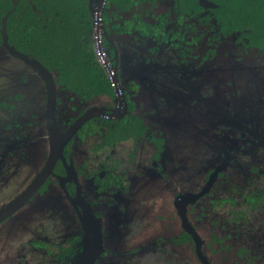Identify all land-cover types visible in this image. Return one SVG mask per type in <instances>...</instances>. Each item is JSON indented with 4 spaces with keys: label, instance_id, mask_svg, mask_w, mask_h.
Wrapping results in <instances>:
<instances>
[{
    "label": "flooded vegetation",
    "instance_id": "1",
    "mask_svg": "<svg viewBox=\"0 0 264 264\" xmlns=\"http://www.w3.org/2000/svg\"><path fill=\"white\" fill-rule=\"evenodd\" d=\"M46 1L0 0V264H264V128L227 106L210 116L217 83L145 103L122 74H175L183 86L246 61L264 103V0H102L97 22L99 0H84L92 49L97 25L115 79L89 56L105 93L16 49L22 4L40 22L31 4ZM180 107L196 109L188 143L168 135Z\"/></svg>",
    "mask_w": 264,
    "mask_h": 264
},
{
    "label": "rangeland",
    "instance_id": "2",
    "mask_svg": "<svg viewBox=\"0 0 264 264\" xmlns=\"http://www.w3.org/2000/svg\"><path fill=\"white\" fill-rule=\"evenodd\" d=\"M127 62V59H126ZM122 67V63H121ZM122 74H125L126 79L133 80L140 86H142V92L145 91L144 102L148 103L156 98L157 92H177L178 90L185 89L186 85L192 91H195L201 86H206L207 84H218V91L212 92L211 97L208 101L210 104V116L218 117L220 116L223 106L236 111L235 120L240 122H251L255 126H261L264 128V103L259 98V91L261 82L256 74V71L247 64L246 61H236L231 60L223 61V64L218 68L210 71H203L197 74L196 80L193 84L191 80L186 82L185 85L181 86V82L175 74H167L163 72L147 71L146 69H136L135 67L125 66L122 70ZM9 74H4V79H7ZM181 101V100H179ZM143 104L141 100V105ZM201 104L195 107H200ZM186 110L184 107H180L175 113V122L172 124L171 128L168 130V135L174 140H188L190 142V137L188 138V130L186 129L189 125L195 126V121L197 114L196 109ZM189 111V112H187ZM190 113V114H188ZM208 123L205 124L207 126ZM256 131V130H255ZM252 135V137H259L261 131ZM199 144L197 139L192 138L191 149L195 154H197V149ZM203 154L198 153L197 161L203 158ZM203 164L209 162V158L206 157L203 160ZM197 163H195V166ZM200 166L195 167L197 172ZM201 169V168H200ZM171 193L169 187H162L160 194L162 196H167Z\"/></svg>",
    "mask_w": 264,
    "mask_h": 264
},
{
    "label": "trees",
    "instance_id": "3",
    "mask_svg": "<svg viewBox=\"0 0 264 264\" xmlns=\"http://www.w3.org/2000/svg\"><path fill=\"white\" fill-rule=\"evenodd\" d=\"M135 1L131 0L132 3ZM84 2V0H47L45 5L43 2L33 3L31 6L39 11L40 22H37L36 15L29 8L30 5L22 4L25 8L16 16V19H20L21 26L15 31L16 37L13 43L17 50L33 53L39 60L50 64L51 68L56 67L58 73H62L64 82L70 84L72 81L87 80L91 83V90L105 93L107 90L104 89V85L99 82L94 84L91 80L96 79V73L101 77L99 69L102 72L103 69L100 63L96 64L99 69H94L88 60L89 56L94 59L97 57L91 46V16L89 17L91 10L88 11ZM84 12L87 25L82 16ZM26 20L33 21L34 25H26ZM38 23H42L44 28ZM79 23L82 29L80 35L76 28ZM104 34H107V31ZM103 39L107 41L105 37ZM83 43L89 44V51L80 50ZM73 57L75 63L72 62ZM84 60L87 62L85 63ZM72 64L73 70H71Z\"/></svg>",
    "mask_w": 264,
    "mask_h": 264
},
{
    "label": "water",
    "instance_id": "4",
    "mask_svg": "<svg viewBox=\"0 0 264 264\" xmlns=\"http://www.w3.org/2000/svg\"><path fill=\"white\" fill-rule=\"evenodd\" d=\"M101 4H102V0H99L98 4L96 5L95 9H94V12H93V16H94V20L95 22H97V20L99 19V15H100V11H101ZM96 27V31H95V42H94V52L98 53V58H99V61L101 62V67L102 69L104 70V73L105 75L107 76L109 82L113 85L115 84V79H113L110 74H109V66L105 60V57L102 55V49H101V46H100V43H99V39H98V29H97V25L95 26ZM112 90H113V93H114V96H116V89L115 87H112ZM85 260L83 258V260L81 261L80 264H85Z\"/></svg>",
    "mask_w": 264,
    "mask_h": 264
},
{
    "label": "built area",
    "instance_id": "5",
    "mask_svg": "<svg viewBox=\"0 0 264 264\" xmlns=\"http://www.w3.org/2000/svg\"><path fill=\"white\" fill-rule=\"evenodd\" d=\"M95 55H96V57L98 58V55H99V54H98L97 52L95 53ZM102 55H103V52H102ZM98 59H99V58H98Z\"/></svg>",
    "mask_w": 264,
    "mask_h": 264
}]
</instances>
